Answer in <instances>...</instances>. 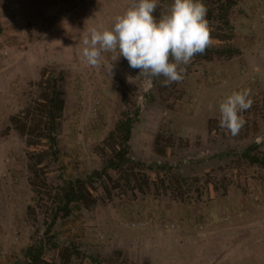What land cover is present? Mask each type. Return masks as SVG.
Masks as SVG:
<instances>
[{"label":"rangeland","instance_id":"1","mask_svg":"<svg viewBox=\"0 0 264 264\" xmlns=\"http://www.w3.org/2000/svg\"><path fill=\"white\" fill-rule=\"evenodd\" d=\"M220 1L201 0L211 38L204 57L182 65V81L165 86L161 76L146 88L139 69L123 71L118 52L102 53L96 67L82 56L83 34L110 29L133 0H0V264H23L25 248L41 238L75 249L67 264H252L262 257L253 244L264 228V165L240 155L255 146L251 154L264 159V88L251 66L264 0H230L226 25ZM172 2L163 1L157 19ZM43 69L62 76L64 90L49 185L99 170L103 140L136 111L129 156L145 164L135 168L140 183L98 184L97 203L75 207L46 237L49 208L29 184L25 139L9 120L34 104ZM242 89L253 103L239 113L246 123L233 137L219 127V103ZM44 260L63 264L49 246Z\"/></svg>","mask_w":264,"mask_h":264},{"label":"trees","instance_id":"2","mask_svg":"<svg viewBox=\"0 0 264 264\" xmlns=\"http://www.w3.org/2000/svg\"><path fill=\"white\" fill-rule=\"evenodd\" d=\"M164 0H158V6L153 13L158 17V12ZM219 20L222 24H228L227 13L234 5L230 0L220 1L218 3ZM207 49L201 57H204ZM230 53L228 49L220 51V54ZM122 69L125 73L132 75V68L128 61L122 58ZM135 70V69H133ZM62 76H52L46 74L43 69L40 79L37 82L39 96L30 107H26L18 115L10 117V123L13 129L25 139L27 148V169L29 171V184L35 196L44 206L49 208V221L44 230V237L48 236L58 219L70 216L73 209L77 206L89 208L97 203L96 189L98 184L107 189V184L119 183L120 178H124L125 185L138 181L135 168H145V164L140 161H134L130 156L129 141L131 132L136 122L137 111L134 114H124L116 123L114 129L110 131L103 140L100 151L102 155V166L97 171H92L83 177L64 178L59 184L52 187L47 183V168L51 162L58 159L57 135L61 125L64 110V90L62 87ZM122 100L126 103L127 93H122ZM156 145V143H155ZM255 146L245 149L240 157L251 165H264V159L258 155L251 154ZM155 152L159 154V148L154 147ZM162 152V151H161ZM163 154V153H160ZM156 168H165L161 165H155ZM147 168H152L151 165ZM140 170V169H138ZM110 172L117 173L119 178L112 180ZM50 204L46 206L49 202ZM39 201V200H38ZM28 210L34 212V208L29 206ZM57 249L58 255L67 264L70 257L75 252L71 247H57L54 241H45L43 238L33 241L23 251V264H47L44 260L46 247Z\"/></svg>","mask_w":264,"mask_h":264},{"label":"clouds","instance_id":"3","mask_svg":"<svg viewBox=\"0 0 264 264\" xmlns=\"http://www.w3.org/2000/svg\"><path fill=\"white\" fill-rule=\"evenodd\" d=\"M158 0H133L113 18L110 29L91 28L83 34L82 56L88 65L99 66L102 53H119L132 69H139L144 85L164 77V85L183 80L186 67L211 43L205 19L207 9L201 0H173L157 19L153 13ZM113 60H118L114 55ZM247 89L233 90L219 103V127L235 137L246 121L239 113L251 108Z\"/></svg>","mask_w":264,"mask_h":264},{"label":"crops","instance_id":"4","mask_svg":"<svg viewBox=\"0 0 264 264\" xmlns=\"http://www.w3.org/2000/svg\"><path fill=\"white\" fill-rule=\"evenodd\" d=\"M253 42L254 44L252 45L251 51V66L252 70H255L257 73V78L262 83L264 88V25L258 27L257 34L254 36ZM257 232V234H259V239L255 244H253V248L258 252H261L262 257L258 256L257 259H253L252 264H264V228L259 227ZM200 261L201 260L195 261V264H202ZM219 264H241V262L236 259L229 261L221 260V263Z\"/></svg>","mask_w":264,"mask_h":264}]
</instances>
